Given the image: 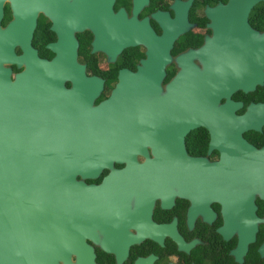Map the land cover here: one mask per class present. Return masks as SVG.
<instances>
[{"label": "water", "instance_id": "obj_1", "mask_svg": "<svg viewBox=\"0 0 264 264\" xmlns=\"http://www.w3.org/2000/svg\"><path fill=\"white\" fill-rule=\"evenodd\" d=\"M58 1L0 0V20L4 4L9 11L0 22V264H98L86 239L120 264L134 237L122 226L127 199L166 190L175 180L217 199L224 224L236 228L237 246L245 247L264 220L249 193L255 185L264 196V149L238 137L218 143L208 125L218 158L185 153L182 137L199 124L200 82L179 54V69L161 88L172 35L165 31L116 40L117 48L142 42L145 56L134 72L120 68L108 95L93 102L102 80L76 61V41L55 18ZM37 9L56 33L45 43L49 58L31 45ZM112 161L125 164L115 168ZM101 168L107 171L98 182L84 180Z\"/></svg>", "mask_w": 264, "mask_h": 264}, {"label": "flooded vegetation", "instance_id": "obj_2", "mask_svg": "<svg viewBox=\"0 0 264 264\" xmlns=\"http://www.w3.org/2000/svg\"><path fill=\"white\" fill-rule=\"evenodd\" d=\"M54 11L76 41L75 59L83 72L102 80L93 102L108 95L120 68L134 72L145 56L142 42L117 48L116 40L136 38L143 30L154 35L165 31L172 35L161 88L179 69V54L195 67L200 82L199 124L182 137L185 153L218 158V147L209 145V127L218 143L238 137L264 149V0H60ZM50 24L49 15L37 9L31 45L44 58L53 54L45 43L56 39ZM205 100L212 105L204 106ZM145 150L152 155L148 145ZM134 157L142 163V154L135 152ZM124 164L111 162L115 168ZM106 171L101 168L84 180L96 183ZM176 183L127 199L129 214L122 226L134 237L120 264H264V247L258 249L264 242V220L256 222L253 239L240 249L236 228L224 224L219 201ZM255 188H249L253 211L262 218L264 196ZM86 241L98 264L115 263L112 252Z\"/></svg>", "mask_w": 264, "mask_h": 264}, {"label": "trees", "instance_id": "obj_3", "mask_svg": "<svg viewBox=\"0 0 264 264\" xmlns=\"http://www.w3.org/2000/svg\"><path fill=\"white\" fill-rule=\"evenodd\" d=\"M8 17H9L8 8H7V5L4 4V5H3V15H2V18H1L0 22L3 23ZM36 30H37V29L34 28V29H33V32H32V33H33V36H32V39H31L32 43H33L34 38H35ZM11 68H12V69H15V67H14L13 65H11Z\"/></svg>", "mask_w": 264, "mask_h": 264}]
</instances>
